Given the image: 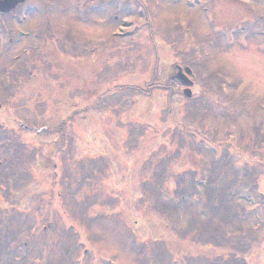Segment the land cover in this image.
Instances as JSON below:
<instances>
[{
  "label": "rangeland",
  "instance_id": "obj_1",
  "mask_svg": "<svg viewBox=\"0 0 264 264\" xmlns=\"http://www.w3.org/2000/svg\"><path fill=\"white\" fill-rule=\"evenodd\" d=\"M25 2L0 47V264H264V0H111L125 37L87 0Z\"/></svg>",
  "mask_w": 264,
  "mask_h": 264
},
{
  "label": "flooded vegetation",
  "instance_id": "obj_2",
  "mask_svg": "<svg viewBox=\"0 0 264 264\" xmlns=\"http://www.w3.org/2000/svg\"><path fill=\"white\" fill-rule=\"evenodd\" d=\"M121 1V3L120 4H118V7L120 8V9H122V10H124V8H126L128 5H129V2H126V1H128V0H120ZM87 17L90 19V20H93V16L94 15H97V16H99V18L98 17H96V18H98V21H97V23L98 24H100L101 26L99 27V29L100 28H102V26H103V18H109V20L111 19V14H110V16H109V14H108V11H107V9H109V4H110V2H111V0H87ZM118 2H119V0H118ZM22 9V8H25V9H23L22 11L24 12V11H27V9H28V5L26 4V2L24 1L23 3H19V4H17L16 6H15V8L13 9V10H11V11H9V12H6V13H0V47H2L3 45V43H4V41L7 39V41L10 43L11 41H13V38L12 37H6V35L10 32H12V33H14L15 34V31H16V34H18L19 36H21V37H25V35H28L29 34V30L28 29H26V30H22V31H17V30H15V29H17V28H14L13 27V24H12V21H14L15 19H13V15H14V13L18 10V9ZM134 9H135V15L137 14V8H136V6L134 7ZM27 14V13H26ZM26 14H22V18H27V16H26ZM22 18L20 19V22L19 21H16L15 20V22H16V24L17 25H20V23H21V20H22ZM112 18H113V20H117L118 21V19H122V20H124V17H118V15L116 14V15H113L112 16ZM6 19H8V20H6ZM11 21H10V20ZM13 19V20H12ZM263 21H264V16L261 18ZM25 21V20H24ZM10 22V23H9ZM122 22V21H121ZM123 23V22H122ZM125 28H130V27H125V24L124 25H121V26H119V30H121V29H125ZM15 30V31H14ZM103 33V32H102ZM264 35V33H262V36ZM14 36V35H13ZM104 38H102V42H101V46H104L105 44H104ZM12 44V43H11ZM23 51H27L28 52V49H26L25 48V50H23ZM25 62L26 63H28V58H25Z\"/></svg>",
  "mask_w": 264,
  "mask_h": 264
},
{
  "label": "water",
  "instance_id": "obj_3",
  "mask_svg": "<svg viewBox=\"0 0 264 264\" xmlns=\"http://www.w3.org/2000/svg\"><path fill=\"white\" fill-rule=\"evenodd\" d=\"M18 1H20V0H3L1 2L6 5L5 9L8 10L9 8L13 7ZM1 2H0V4H1ZM184 71L186 74H190V71L188 68H185ZM171 80L175 81L178 86L184 87L183 93L185 96L188 97L190 95V90L188 87L192 83L187 79V76L181 72L180 68H177V72L174 76L171 77Z\"/></svg>",
  "mask_w": 264,
  "mask_h": 264
}]
</instances>
